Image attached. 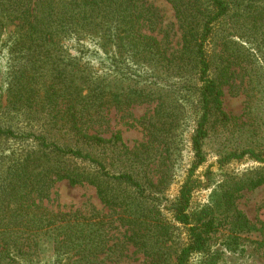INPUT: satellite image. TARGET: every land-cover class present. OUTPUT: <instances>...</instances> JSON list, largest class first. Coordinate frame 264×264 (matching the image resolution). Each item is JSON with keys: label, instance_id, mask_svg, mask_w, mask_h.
Returning <instances> with one entry per match:
<instances>
[{"label": "trees", "instance_id": "trees-1", "mask_svg": "<svg viewBox=\"0 0 264 264\" xmlns=\"http://www.w3.org/2000/svg\"><path fill=\"white\" fill-rule=\"evenodd\" d=\"M166 1L174 10L176 48L169 31L159 30L161 38L152 34L160 16L144 0H0V47L7 59L0 73V264L35 263L46 241L57 264H91L84 252L94 243L87 218L55 213L42 203L60 181L91 185L103 204L120 209L128 239L151 264H187L205 253L216 217L217 228L229 227L232 251L240 249L242 234L262 232L264 222L256 229L234 200L264 184V149L251 145L222 156L220 163L247 156L258 165L223 177L215 209L204 208L203 217L192 211L191 196L202 186L196 170L205 160L210 128L230 119L220 89L229 67L243 64L250 85L264 86V73L250 72L256 55L241 44L233 48L227 36L214 75V27L231 20L232 35L257 44L264 69V0ZM88 53L103 56L108 69H95ZM152 101L153 116L141 118L147 145L130 151L119 133L100 135L108 108ZM186 103L195 115L191 160L175 197L161 207L149 205L147 198L162 193L169 176L165 167L156 177L160 164H154L150 144L165 156L172 152ZM162 208L187 231L172 262L162 247L173 228L155 217Z\"/></svg>", "mask_w": 264, "mask_h": 264}, {"label": "rangeland", "instance_id": "rangeland-1", "mask_svg": "<svg viewBox=\"0 0 264 264\" xmlns=\"http://www.w3.org/2000/svg\"><path fill=\"white\" fill-rule=\"evenodd\" d=\"M144 1L151 4L160 16L159 25L152 34L161 38L162 32L169 31L171 33L169 34L170 45L176 48L179 34L175 31V16L171 4L166 0ZM174 31L175 34L172 36ZM233 31L236 30L233 28L231 20L228 19L214 27L211 42L215 49L214 59H212L214 75L217 76V51L226 36L228 43L233 48H237L241 44L251 54L256 55L253 58L250 72H256V75L264 73L263 63L260 60L262 52L258 50L257 44L252 40L247 41L245 38L238 39L236 35H232ZM158 32L161 33L158 34ZM259 48L262 47L259 46ZM0 49H2L0 50V73H2L5 70L7 59L4 55L6 48L0 47ZM89 55H92L89 57L91 58L90 64L95 69L102 68L104 71L108 69L103 56L98 53H88L87 56ZM228 71L230 74L223 79L220 89L222 107L230 119L224 126L217 125L216 121L210 128V135L203 146L205 160L196 170V176L202 182V186L197 188L191 196L192 211L199 213L201 217L205 214L204 208H207V211L215 209L212 204L217 200V185L223 177L245 173L258 165L247 156L240 160L231 159L220 163L222 156L230 151L240 150L251 145H256L257 149H264V86L253 87L250 85L248 70H245L243 64L231 65ZM4 96L3 94L1 99L3 103L5 102ZM155 105L156 101L131 102L122 107L108 108L100 125V129L103 131L100 135L109 139L113 134L119 133L123 144L130 151L140 149L142 145L148 144V137L142 130L141 118L153 116ZM191 110L192 107L186 103L180 116L181 122L179 121V127L175 130L172 138L175 142V150H171L172 152L165 156L154 150L155 142L150 144L151 158L155 165L160 164V168L155 173L156 177L163 175L165 167L169 169V176L163 192L152 194L153 199L147 198L149 205L156 203L160 207L164 206L167 199L175 197L183 181L192 154L189 149L188 137L193 127L191 119L195 115L190 112ZM107 155L111 156L112 152L108 151ZM42 203L55 213L76 212L82 219L87 218L88 232H92L94 243L87 246V250L84 252H88L91 257V264H151L150 258L144 254L143 250L128 239L131 232L129 226L125 224V220L122 219L124 213L121 214L117 207L103 204L93 186L88 184L70 185L66 181H60L52 186L49 198L44 199ZM234 204L251 224L255 225L256 229L262 227L264 222V184L257 188L240 191L235 197ZM214 205L217 213V202ZM155 217L173 228L170 230L171 234L165 238L166 243H163L162 247V251L172 262L179 247L186 242L187 231L183 225L176 223L170 212L164 208ZM214 223H216V228L207 234V251L191 256L187 264H264L263 227L262 232L253 231L242 234L240 249L232 251L226 246L230 234L229 227L223 224L217 228V217ZM244 236L246 237L244 238ZM45 260L48 261L45 262ZM22 264H57V262L52 257L49 242L46 241L41 245L38 261Z\"/></svg>", "mask_w": 264, "mask_h": 264}]
</instances>
